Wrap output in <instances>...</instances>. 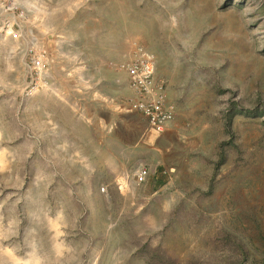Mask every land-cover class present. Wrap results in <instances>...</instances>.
Returning <instances> with one entry per match:
<instances>
[{"label": "rangeland", "instance_id": "rangeland-1", "mask_svg": "<svg viewBox=\"0 0 264 264\" xmlns=\"http://www.w3.org/2000/svg\"><path fill=\"white\" fill-rule=\"evenodd\" d=\"M0 264H264V0H0Z\"/></svg>", "mask_w": 264, "mask_h": 264}, {"label": "built area", "instance_id": "built-area-1", "mask_svg": "<svg viewBox=\"0 0 264 264\" xmlns=\"http://www.w3.org/2000/svg\"><path fill=\"white\" fill-rule=\"evenodd\" d=\"M33 72H41L47 63L39 56L31 59ZM129 76L131 85L137 92L131 109L144 117L147 131L157 135L163 133L166 126L175 118V106L166 99L164 83L156 81V57L145 47H138L133 56L122 63ZM149 175L147 167H141L135 173L138 182H144Z\"/></svg>", "mask_w": 264, "mask_h": 264}, {"label": "crops", "instance_id": "crops-1", "mask_svg": "<svg viewBox=\"0 0 264 264\" xmlns=\"http://www.w3.org/2000/svg\"><path fill=\"white\" fill-rule=\"evenodd\" d=\"M156 81H157V79H156ZM158 82V81H157ZM170 125V122L167 124V126L166 127H168Z\"/></svg>", "mask_w": 264, "mask_h": 264}]
</instances>
